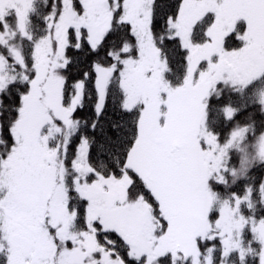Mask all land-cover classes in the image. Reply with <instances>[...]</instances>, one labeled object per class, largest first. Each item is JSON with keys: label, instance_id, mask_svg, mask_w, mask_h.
Returning a JSON list of instances; mask_svg holds the SVG:
<instances>
[{"label": "snow or ice", "instance_id": "snow-or-ice-1", "mask_svg": "<svg viewBox=\"0 0 264 264\" xmlns=\"http://www.w3.org/2000/svg\"><path fill=\"white\" fill-rule=\"evenodd\" d=\"M37 3L0 0V264H264V0Z\"/></svg>", "mask_w": 264, "mask_h": 264}, {"label": "trees", "instance_id": "trees-1", "mask_svg": "<svg viewBox=\"0 0 264 264\" xmlns=\"http://www.w3.org/2000/svg\"><path fill=\"white\" fill-rule=\"evenodd\" d=\"M36 8L38 12L43 9V0H38ZM262 93H264V83L257 85L256 98L259 99ZM235 155L237 156L238 160L241 157L246 156L249 160L256 158L257 162H259L260 157L264 155V138L257 137L255 140L245 141L244 143L239 144V150L236 151ZM237 168H238V178L239 179L246 178L250 169L241 172L239 171V165H237ZM261 175H264V172L257 171L255 173L257 183L259 182V177Z\"/></svg>", "mask_w": 264, "mask_h": 264}]
</instances>
